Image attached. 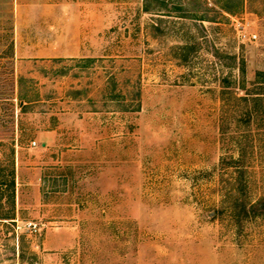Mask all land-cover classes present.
Segmentation results:
<instances>
[{
	"label": "rangeland",
	"instance_id": "rangeland-1",
	"mask_svg": "<svg viewBox=\"0 0 264 264\" xmlns=\"http://www.w3.org/2000/svg\"><path fill=\"white\" fill-rule=\"evenodd\" d=\"M257 73L264 0H0V264H264Z\"/></svg>",
	"mask_w": 264,
	"mask_h": 264
},
{
	"label": "trees",
	"instance_id": "trees-1",
	"mask_svg": "<svg viewBox=\"0 0 264 264\" xmlns=\"http://www.w3.org/2000/svg\"><path fill=\"white\" fill-rule=\"evenodd\" d=\"M157 2V0H142V11L143 12H145V13H151V12H153V10H154V4ZM222 10L224 11V12H230L229 10L230 9H228L227 7H223L222 8ZM166 16H170V15H168V14H166ZM257 76L258 77H260L261 78V80L260 81H264V73H257ZM138 94H136V96H137ZM133 108V107H132ZM125 110H127V109H125ZM10 185H11V187L13 188V181H11L10 182ZM223 204V203H222ZM249 207H252L253 206V204H249L248 205ZM233 206H230L229 208H232ZM222 209L223 208H220V209H218V210H215L214 212L215 213H221L222 212Z\"/></svg>",
	"mask_w": 264,
	"mask_h": 264
},
{
	"label": "built area",
	"instance_id": "built-area-1",
	"mask_svg": "<svg viewBox=\"0 0 264 264\" xmlns=\"http://www.w3.org/2000/svg\"><path fill=\"white\" fill-rule=\"evenodd\" d=\"M31 145L33 146V145H34V143L32 142V143H31Z\"/></svg>",
	"mask_w": 264,
	"mask_h": 264
}]
</instances>
